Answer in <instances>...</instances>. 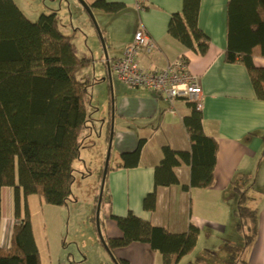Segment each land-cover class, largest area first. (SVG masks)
<instances>
[{
	"label": "crops",
	"instance_id": "1",
	"mask_svg": "<svg viewBox=\"0 0 264 264\" xmlns=\"http://www.w3.org/2000/svg\"><path fill=\"white\" fill-rule=\"evenodd\" d=\"M85 1L91 4L94 0ZM105 1L120 2L124 7L116 13L96 9L105 14L102 24L99 23L104 26L100 31L106 44L107 58L101 56L105 70L102 72L98 67L96 70L95 66L93 73H86L89 77L84 79L107 86L109 104L113 109V115L109 109L110 117L103 121L105 128L102 126L99 131L105 144L100 145L101 152L97 157V166L102 161L101 170L112 124L111 150L115 159L108 166L110 169L106 174L100 208L104 234L107 237H121L122 231L111 216L124 217L132 212L141 220L171 233L185 232L190 224L198 228L194 249L177 264H264V100L256 97L245 66L224 60L228 0H200L197 23L210 39L204 55L187 49L167 32L170 16L181 11L183 0H142L145 7L142 10L135 7L137 0ZM140 27L155 42L156 48L150 54L140 53L139 65L148 70L159 69L176 57L184 56L190 72L198 77L201 86L203 130L218 142L212 185L183 190L181 185L189 182L190 168L181 164L175 168L179 184L156 188L157 200L153 211L145 210L142 200L154 189V169L162 158V147L189 149L182 119L190 113V105L184 100H177L169 106L158 93L126 88L112 75L109 83L110 62L121 57L131 43L134 32ZM59 29L72 35L75 52L80 57L91 59V64L96 55L103 52L99 42L94 43L92 39L90 43L82 41L76 29L60 23ZM252 60L255 66L264 67L263 57L254 56ZM139 140H144V143L137 166L113 169L120 162V154L132 152ZM73 184V200L66 205L44 204L33 194L27 197L29 209L36 200L42 211L52 212L58 224L62 223L70 206L80 201L75 196ZM236 188L245 189L247 206L257 211L256 233L247 245L243 240L247 234H241L237 228L239 220L233 213L238 199ZM97 194L93 192L88 196L89 207L83 211L90 221ZM15 223L14 188L3 186L0 190V248L9 247ZM31 223L41 263L48 264L52 257L56 260L60 255L59 245L55 254L48 251V241L45 246V240L35 227L32 216ZM113 256L126 260L128 264L163 262L162 255L143 242L118 248ZM101 258L111 262L109 254L101 255Z\"/></svg>",
	"mask_w": 264,
	"mask_h": 264
},
{
	"label": "trees",
	"instance_id": "2",
	"mask_svg": "<svg viewBox=\"0 0 264 264\" xmlns=\"http://www.w3.org/2000/svg\"><path fill=\"white\" fill-rule=\"evenodd\" d=\"M199 3L183 0L181 11L171 14L167 32L187 49L204 55L210 39L197 23ZM90 6L105 13L124 7L105 0H94ZM226 13L224 60L243 64L256 97L264 100V67L255 66L252 60L254 56L264 58V0H228ZM90 64L91 59L75 52L72 35L59 29L55 12L41 13L31 21L14 0H0V190L3 186L14 188L16 219L9 247L0 248V264H42L27 204L29 195L57 206L73 200L74 164L80 159L83 128L90 121L86 95L93 85L79 80L77 73ZM189 105L190 113L182 119L189 149L162 147V158L154 169V189L142 200L145 210L155 209L158 186L179 184L175 168L181 164L190 168L189 182L181 185L183 190L208 188L213 183L218 142L204 132L201 111ZM143 143L139 140L132 152L121 153L113 169L137 166ZM236 189L233 213L239 230L244 224L250 227L251 235L244 236L247 245L256 233L257 211L245 204V189ZM111 217L122 236L107 237L101 219L100 228L112 254L133 242H143L162 255V264H177L191 253L199 234L192 224L185 232L171 233L132 212ZM115 259L118 264H128Z\"/></svg>",
	"mask_w": 264,
	"mask_h": 264
},
{
	"label": "rangeland",
	"instance_id": "3",
	"mask_svg": "<svg viewBox=\"0 0 264 264\" xmlns=\"http://www.w3.org/2000/svg\"><path fill=\"white\" fill-rule=\"evenodd\" d=\"M14 2L31 21H35L41 13L55 12L58 22L72 30L76 29L82 41L90 43L92 39L94 43L99 42L100 44L97 29L77 0H14ZM93 14L99 30H101L104 26H100L99 23L102 24V16L105 14L96 9L93 10ZM102 54L103 52L98 53L91 65L77 73L79 80L82 81L89 77V74H85L90 73L91 75L95 66L96 70L98 67L104 72L105 68L101 62ZM109 103L107 86L98 82L94 83L86 95V109L91 121L87 123V127L83 128L80 159L75 161L73 190L80 201L75 206H70L69 213L66 212L65 218L59 224L52 216V212L42 211L38 201L35 200L32 208L29 209L35 227L45 240L44 245L46 240L48 241V251L55 254L59 245L60 255L56 260L52 257L48 264H110L109 260L101 258V255L104 256L108 252L98 241L92 218L90 221L83 214V211L89 207L88 196L93 192L94 195L97 194L99 190V170L102 161L100 166H97V157L101 152L100 145L105 144L103 137L99 135V131L102 126L105 128L106 124L103 121L110 117L108 116L109 109L111 110ZM106 151H104V156ZM114 159L115 155L111 150L108 164L112 165ZM247 201L248 196L246 205ZM240 232L243 235H249V225L244 224ZM243 240L245 241V238Z\"/></svg>",
	"mask_w": 264,
	"mask_h": 264
},
{
	"label": "built area",
	"instance_id": "4",
	"mask_svg": "<svg viewBox=\"0 0 264 264\" xmlns=\"http://www.w3.org/2000/svg\"><path fill=\"white\" fill-rule=\"evenodd\" d=\"M135 7L142 10L144 2L137 0ZM155 48V42L146 31L138 28L121 57L110 62L111 75L126 88L158 93L169 106L184 100L201 110L203 94L199 79L190 72L184 56L176 57L159 69L148 70L139 65V54H150Z\"/></svg>",
	"mask_w": 264,
	"mask_h": 264
},
{
	"label": "water",
	"instance_id": "5",
	"mask_svg": "<svg viewBox=\"0 0 264 264\" xmlns=\"http://www.w3.org/2000/svg\"><path fill=\"white\" fill-rule=\"evenodd\" d=\"M77 1L82 6V8L87 12V14L89 15L90 19L92 20L95 28L97 29V32H98V35L100 38V44H101L102 51H103V56L106 59L107 58L106 44H105L104 38L102 36V33L99 30V26L95 20L91 6L85 0H77ZM107 79H108L109 83L111 84V72H110L109 67H108ZM111 111H112V115H113V109ZM112 139H113V126L111 124L110 131H109V137H108L107 151H106V155H105V159H104V164H103L102 174H101V179H100V185H99V190H98L97 200H96V205H95L94 223H95V229H96V233H97V236H98L100 243L105 248V250L108 252V254L111 258V261L114 264H118L115 257L113 256V254L109 251V249H108V247H107V245L103 239V236L101 233V228H100V208H101V203H102L105 178H106V174H107L108 166H109L108 162H109V156H110V151H111V146H112Z\"/></svg>",
	"mask_w": 264,
	"mask_h": 264
}]
</instances>
